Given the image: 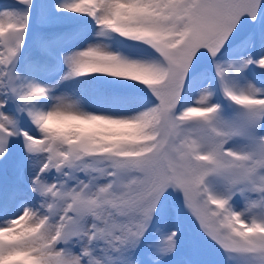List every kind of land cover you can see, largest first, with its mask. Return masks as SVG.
I'll return each mask as SVG.
<instances>
[{
    "label": "snow or ice",
    "instance_id": "1",
    "mask_svg": "<svg viewBox=\"0 0 264 264\" xmlns=\"http://www.w3.org/2000/svg\"><path fill=\"white\" fill-rule=\"evenodd\" d=\"M0 264H264V0L0 2Z\"/></svg>",
    "mask_w": 264,
    "mask_h": 264
},
{
    "label": "rangeland",
    "instance_id": "2",
    "mask_svg": "<svg viewBox=\"0 0 264 264\" xmlns=\"http://www.w3.org/2000/svg\"><path fill=\"white\" fill-rule=\"evenodd\" d=\"M0 2L7 3V2H9V0H0Z\"/></svg>",
    "mask_w": 264,
    "mask_h": 264
}]
</instances>
